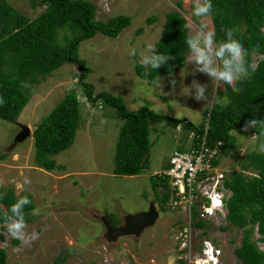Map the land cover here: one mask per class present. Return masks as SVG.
Instances as JSON below:
<instances>
[{
	"label": "rangeland",
	"instance_id": "1",
	"mask_svg": "<svg viewBox=\"0 0 264 264\" xmlns=\"http://www.w3.org/2000/svg\"><path fill=\"white\" fill-rule=\"evenodd\" d=\"M31 1L6 0V3L31 21L46 9L44 5L33 7ZM86 1L96 4L97 20L106 22L118 15L128 16L131 20L116 38L99 33L79 45V58L90 69L85 82L94 87L95 93L106 91L121 97L129 112L147 107L168 118L186 119L195 126L202 124L213 105L206 107V102L196 101L194 90L188 95L186 87L193 80L207 84L206 95L211 98L214 86L207 75L194 72L196 66L190 60V53L185 66L169 75L159 74L155 86L136 76L134 67L143 65L141 56L160 38L167 13L179 12L186 21L189 35L194 34L202 23L213 30L211 17H195L194 0ZM150 17H155L156 21L148 23ZM73 36L68 28H61L58 41L66 44L65 37L71 40ZM133 51L137 54L133 55ZM79 68L64 64L48 77L40 78L37 87L24 90L28 100L18 119L14 122L0 120V155L4 156L0 160V193L11 190L16 200L30 195L34 209H40L39 214L31 215L32 220L27 223L29 232L39 233V239L30 245L21 247L18 240L0 227V234L4 236V241L0 240V249H5L6 264H53L57 257H61V264H188L179 260L174 238L183 222L182 208L172 209L167 201L164 211H160L155 198L161 197L162 193L153 189L151 177L169 168L174 151L187 149L190 130L179 124L177 127L181 131H178L169 119L150 124L148 168L137 176L114 175L115 148L123 122L113 108L87 101L80 83L84 69ZM159 79L162 89L156 84ZM172 80L176 82L174 88ZM71 91H75L80 104L79 128L73 144L52 157L58 168L48 172L35 164L32 136L14 144L19 132L16 123L28 126L32 134L42 119ZM214 91L220 100L215 104L225 105L226 99L221 96L223 85ZM242 129L243 126L231 132L235 147L228 155L219 157L220 170L226 176L240 171L246 155L260 152L259 146L264 143L263 136L252 139L251 129L247 132ZM243 173L253 175L255 172ZM25 178L31 183L24 184ZM151 202L162 213L153 226L139 236L105 237L102 219L110 224L125 225V216L148 210ZM3 210L0 206V213ZM242 236V229L229 226L223 219L219 222L218 218L209 224L204 235L221 251L217 264H242L234 254V249L241 245ZM258 238L255 229L252 239L263 250L264 245L257 242ZM200 241L202 237L197 236L196 247ZM196 252H201L200 247Z\"/></svg>",
	"mask_w": 264,
	"mask_h": 264
},
{
	"label": "trees",
	"instance_id": "2",
	"mask_svg": "<svg viewBox=\"0 0 264 264\" xmlns=\"http://www.w3.org/2000/svg\"><path fill=\"white\" fill-rule=\"evenodd\" d=\"M211 3L213 10L210 17L217 42L226 39V30H233L234 38L253 53L250 60L257 64V68L250 79L238 83L237 87L242 89L240 92H234L230 86L222 83L224 91L221 96L225 97L226 104H213L205 121L195 126L186 119L168 118L147 107L129 112L121 97L106 91L95 93L94 87L85 82L90 69L79 58L80 43L99 33L116 38L130 25L128 16L118 15L104 22L96 19L97 6L90 1L32 0L33 7L44 5L46 9L30 21L9 6L6 0H0V96L5 100V104L0 105V120L14 122L18 119L28 100L24 95L27 88L24 84L37 87L40 78L48 77L64 64H73L84 69L80 74V83L87 101L113 108L118 119L123 122L115 148L114 175L137 176L148 168L149 126L165 119L173 122L175 127L182 124L186 129L195 131L196 142L200 141L207 123V144L212 148L221 142L220 157L228 155L235 147L231 132L239 130L250 119H264V0H211ZM177 5L180 7L181 4ZM155 21V17L148 19L150 24ZM65 27L74 36L71 40L65 37L67 43L61 44L58 32ZM188 36L186 21L179 12L167 13L154 48L158 54L170 55L174 59L156 70L136 64V76L145 79L150 86H155L159 74L169 75L185 66L189 53L185 43ZM133 53L137 54L136 51ZM79 119L80 104L75 91H71L32 132L34 161L39 168L48 172L58 168L52 157L73 144ZM251 131L256 133L255 129ZM3 158L0 155V160ZM218 163L219 160L213 161L215 166ZM244 171L255 173L244 175ZM151 181L153 189H159L162 193L161 197L156 196L155 201L160 211H164L170 197L168 180L153 176ZM160 188H167V192H162ZM224 188L231 192L226 201V221L229 226L243 230L241 245L234 249L237 260L242 264H264V249H259L252 239L256 229L259 236L257 242L264 245V153L249 152L241 164V170L225 179ZM26 196L31 201L24 209L28 223L32 220L34 204L32 196ZM17 201L11 190L0 193V206L4 208L0 216ZM197 226L203 228L205 224L199 222ZM0 240L4 241L2 234ZM6 257L5 249H0V264H6ZM61 263V257L53 261V264Z\"/></svg>",
	"mask_w": 264,
	"mask_h": 264
},
{
	"label": "clouds",
	"instance_id": "3",
	"mask_svg": "<svg viewBox=\"0 0 264 264\" xmlns=\"http://www.w3.org/2000/svg\"><path fill=\"white\" fill-rule=\"evenodd\" d=\"M212 10L211 0H194L193 15L195 17H209ZM225 36V40L217 42L214 30H210L207 24L202 23L194 34L189 35L185 39L190 53V60L196 66L194 72L207 75L213 82L214 87L211 98L206 95L207 84H201L193 80L191 85L186 87L189 89L188 95H191L194 90L193 98L198 102H206V107L220 102L215 95L214 89L216 90L223 83L230 86L234 92H240L242 89L237 87L238 83L250 79L257 68V64L250 60L253 53L239 39L234 38V31L231 29L226 30ZM170 59H174V57L158 54L156 49L149 45L148 52L141 56V63L145 67L156 70L165 65ZM175 83V80L171 81L173 88ZM156 84L159 89H162L163 85L160 79ZM23 86L28 87L29 85L24 84ZM171 94L168 93V95ZM173 103L176 102L173 101ZM4 104L5 100L0 96V105ZM249 129L256 130V133L251 136L252 139H255L257 135H264V119L253 118L246 121L242 131L247 132ZM237 135L239 134L237 133ZM259 151L264 153V143L260 144ZM30 183L31 181L28 178L24 179V184L28 185ZM30 203L31 201L28 197L23 196L12 204L7 212L0 216V227L6 229L7 234L11 238L18 240L21 247L30 245L39 239V233L34 230L28 231L29 226L24 209ZM39 212L40 209H34L31 215H38Z\"/></svg>",
	"mask_w": 264,
	"mask_h": 264
},
{
	"label": "built area",
	"instance_id": "4",
	"mask_svg": "<svg viewBox=\"0 0 264 264\" xmlns=\"http://www.w3.org/2000/svg\"><path fill=\"white\" fill-rule=\"evenodd\" d=\"M176 129L181 131L179 127ZM207 131L205 123L203 135L197 142L194 140L195 131H190L187 149L174 151L169 159V168L155 175L168 180L169 206L182 208L183 222L174 238L178 244L179 260L188 264L218 263L221 251L204 237V232L215 218L219 222L222 219L226 221V201L231 196V192L224 188L228 176L220 170V163L213 165L214 160H219L221 142L209 147ZM199 222H203L205 227H198ZM197 236H201L202 241L196 247ZM199 247L201 252L198 254L196 249Z\"/></svg>",
	"mask_w": 264,
	"mask_h": 264
},
{
	"label": "water",
	"instance_id": "5",
	"mask_svg": "<svg viewBox=\"0 0 264 264\" xmlns=\"http://www.w3.org/2000/svg\"><path fill=\"white\" fill-rule=\"evenodd\" d=\"M81 69L83 68L80 67L79 70ZM16 124L18 125L19 132L15 137L14 144L21 143L32 136L28 126L19 123ZM161 215L162 213L159 212L155 204L151 202L148 210L125 216L124 219L127 221L125 225L113 227L105 219H102L106 229L105 237L112 239L116 237L139 236L145 229L153 226Z\"/></svg>",
	"mask_w": 264,
	"mask_h": 264
},
{
	"label": "flooded vegetation",
	"instance_id": "6",
	"mask_svg": "<svg viewBox=\"0 0 264 264\" xmlns=\"http://www.w3.org/2000/svg\"><path fill=\"white\" fill-rule=\"evenodd\" d=\"M160 189H162L161 191L164 192V193L167 192V188H164V189H163V188H160ZM111 225H112L113 227H117V226H118V225H116V224H111Z\"/></svg>",
	"mask_w": 264,
	"mask_h": 264
},
{
	"label": "snow or ice",
	"instance_id": "7",
	"mask_svg": "<svg viewBox=\"0 0 264 264\" xmlns=\"http://www.w3.org/2000/svg\"><path fill=\"white\" fill-rule=\"evenodd\" d=\"M218 203H219V201H218Z\"/></svg>",
	"mask_w": 264,
	"mask_h": 264
}]
</instances>
